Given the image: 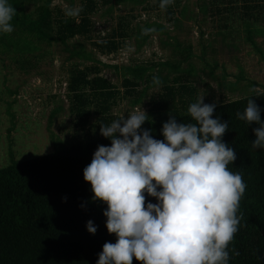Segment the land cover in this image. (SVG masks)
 Segmentation results:
<instances>
[{
	"label": "trees",
	"instance_id": "obj_1",
	"mask_svg": "<svg viewBox=\"0 0 264 264\" xmlns=\"http://www.w3.org/2000/svg\"><path fill=\"white\" fill-rule=\"evenodd\" d=\"M62 1L66 8L53 5L54 0H8L16 14L11 21L13 31L0 32V52L13 51L18 56L20 68L25 71L32 67L30 58L37 59L43 45L60 44L69 53V60L93 62V57L85 50L86 42L94 51L108 56L123 46L132 30L131 19L118 16L110 31L101 37L98 34L94 39L93 15L106 8L103 14L111 16L114 7L126 1L142 4L148 0H78L77 6L75 0ZM198 2L200 9L207 12V1ZM215 2L218 0H211L209 4ZM240 2L239 9L231 8L229 14L246 25V40L256 47L253 35L258 31L254 32L251 27L264 21V7L259 5V0ZM31 3L35 8L27 12L26 5ZM176 3L177 0L166 3L155 0L144 10H163L167 20L173 23L176 21L173 18ZM73 12L76 14H69ZM154 24L158 29L162 28ZM136 30L142 44L153 33L149 23L137 25ZM96 64L108 67L98 61ZM97 65L74 68L68 85L75 126L89 130L90 135L37 158L16 161L12 157L9 165L0 168V264H97L103 245L117 240L106 228L103 212L107 205L93 199L91 185L84 180L83 170L91 163L98 146H111L110 139L100 134V126L110 125L115 120L111 111L117 101L134 96L137 82L143 80L149 69L126 68L133 79L125 81L126 90L120 93L116 85L100 75L101 69ZM166 66L178 70V66ZM158 77L152 73L147 76V85L135 96L133 106L142 103L148 89L157 84ZM175 81L179 82L180 78ZM163 91L157 99H150L151 108L146 112L149 120L142 126L145 130L151 129L153 138L158 140L164 139L161 129L170 115L176 117L177 123H194L188 112L189 106L196 102L194 90L181 85L178 88L164 86ZM250 99L262 110L261 121H264V91L218 104L213 113V118L219 116L222 122H229L222 140L234 148L237 158L228 167L233 172H240L246 184L237 212L240 217L238 231L229 244V264H264V148L252 147L256 139L254 129L259 125H248L237 116V113H244ZM90 108L95 122L86 128ZM59 112L60 109L52 112L48 127ZM145 196L146 203H157L155 198L146 193ZM89 220L97 227L94 235L86 229ZM133 264L140 262L133 258Z\"/></svg>",
	"mask_w": 264,
	"mask_h": 264
},
{
	"label": "clouds",
	"instance_id": "obj_2",
	"mask_svg": "<svg viewBox=\"0 0 264 264\" xmlns=\"http://www.w3.org/2000/svg\"><path fill=\"white\" fill-rule=\"evenodd\" d=\"M15 14L8 0H0V32L13 31ZM216 107L200 97L188 108L194 123L170 115L163 140L142 128L149 120L142 107L100 126L111 146H98L83 177L93 199L107 205L106 228L117 240L103 245L97 264H133V258L140 264H229L246 184L228 167L237 156L222 140L229 122L213 118ZM261 111L250 99L237 113L259 125L254 149L264 148ZM145 193L157 203H146ZM86 229L97 231L91 220Z\"/></svg>",
	"mask_w": 264,
	"mask_h": 264
},
{
	"label": "rangeland",
	"instance_id": "obj_3",
	"mask_svg": "<svg viewBox=\"0 0 264 264\" xmlns=\"http://www.w3.org/2000/svg\"><path fill=\"white\" fill-rule=\"evenodd\" d=\"M154 1L142 4L126 1L115 6L111 16L103 14L106 8L95 13L94 39L110 31L118 16L131 19L132 30L123 46L108 56L94 51L86 42L85 50L93 62L69 60V53L60 44L43 45L37 59L30 58L32 67L25 71L13 51L0 52V168L9 165L12 157L16 161L37 158L90 135L89 130L75 126L68 85L74 68L94 66L97 61L108 65L107 68L97 65L100 75L116 85L120 93L126 90L125 81L133 79L126 68L149 69L143 80L137 82L134 96L117 101L111 111L112 119L123 115L127 119L133 110L141 107L147 112L151 108L150 99L163 94L164 86L185 85L194 90L196 101L204 97V103L216 105L264 91V21L251 27L258 31L253 35L256 43L253 47L246 40V25L229 14L231 8L239 9L240 0L232 3L218 0L211 5V0H206L205 13L198 0H177L173 23L167 20L163 10H144ZM75 2L77 6L78 0ZM53 5L67 7L62 0H54ZM259 5L264 7V0H259ZM34 8V3L26 5L27 12ZM145 23L150 24L153 33L142 44L136 26ZM154 23L162 28L158 29ZM167 64L178 66V70ZM150 73L159 76V83L148 89L140 105L133 106V99L147 85L145 79ZM175 78L180 81L176 82ZM56 109L60 112L48 127L50 115ZM90 110L86 128L95 122L93 109Z\"/></svg>",
	"mask_w": 264,
	"mask_h": 264
}]
</instances>
